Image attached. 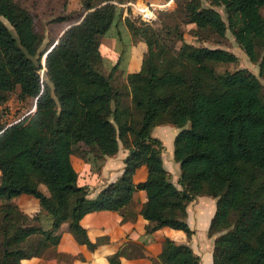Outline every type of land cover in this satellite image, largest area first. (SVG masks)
Returning a JSON list of instances; mask_svg holds the SVG:
<instances>
[{"label": "trees", "instance_id": "1", "mask_svg": "<svg viewBox=\"0 0 264 264\" xmlns=\"http://www.w3.org/2000/svg\"><path fill=\"white\" fill-rule=\"evenodd\" d=\"M82 5L88 9L82 19L64 29L42 64L55 41L40 50L42 39L31 12L17 0H0V102L16 89L20 98L34 100L33 111L20 120L4 126L0 118V264L41 255L59 242L64 222L78 242L96 247L81 217L93 210L123 208L137 189L146 195L141 208L146 231L167 226L183 231L187 240L194 232L187 222L188 203L200 195L214 197L207 230L214 236L212 264H264L260 78L244 67L218 71L216 64L234 62L236 54L187 42L179 24L173 30L181 42L171 52L159 44V32L151 28L149 38L144 24H135L131 6L110 0H83ZM263 10L264 0H209L208 5L184 0L180 23L219 36L229 29L249 59L259 61L264 76ZM111 35L118 38L119 54L104 73L101 39ZM139 40L147 46L141 66L126 72L129 46ZM123 73L125 80L115 84V75ZM167 123L178 128L173 140L178 186L163 164L165 146L151 132ZM120 144L128 150L121 175L89 197L71 160L75 146H86L81 155L97 171ZM141 165L147 177L134 182ZM22 193L38 199L40 209L34 215L18 216L19 206L11 199ZM120 255L121 250L112 253L107 264H121ZM200 261L187 241L166 237L151 264Z\"/></svg>", "mask_w": 264, "mask_h": 264}, {"label": "crops", "instance_id": "2", "mask_svg": "<svg viewBox=\"0 0 264 264\" xmlns=\"http://www.w3.org/2000/svg\"><path fill=\"white\" fill-rule=\"evenodd\" d=\"M81 0V19L88 10L82 5ZM94 4H100L104 0H90ZM125 8L132 5H138L144 0H110ZM155 4L166 6L164 9L170 10L175 5L174 0H148ZM157 11L159 14L160 10ZM133 11L135 9L133 8ZM136 13V12H135ZM123 14H127L124 10ZM158 18V15H157ZM156 18V19H157ZM155 20V19H154ZM71 25V24H70ZM68 25V26H70ZM66 28V27H65ZM64 28V29H65ZM63 29V30H64ZM107 39L109 42H107ZM102 46L106 44L107 49H112L115 56L118 54V38L103 36ZM105 42V43H104ZM108 44V45H107ZM128 50L127 65L125 71H136L141 66L142 56L147 50L146 43L143 40L131 44ZM129 46V47H130ZM113 47V48H112ZM102 50V49H101ZM102 55L104 52L102 51ZM129 59V61H128ZM178 128L170 123L157 124L152 128V134L161 139L165 148L162 152L163 164L168 171H175L178 176V163L173 159V140ZM86 146H81V149ZM128 150L122 144L114 155H107L103 160L100 169L94 171L89 162L81 157V178L78 176V182L81 185L88 186L89 197H95L98 192L108 183L115 181L122 173L124 162ZM71 160L73 163L72 155ZM74 165V163H73ZM75 167V165H74ZM77 172L78 169L75 167ZM147 177V168L145 165L139 166L133 174L134 182H139ZM177 185V178L172 180ZM40 189L48 194L46 186L41 183ZM146 199L144 190L137 189L133 192L131 201L121 209H101L85 213L80 223L85 228L87 236L98 244L94 248H89L86 244L80 243L67 228V223H62L60 227V239L55 245L48 246L41 255L22 258L20 264H107L109 256L121 250V264H151L161 251L163 241L166 237L172 238L177 242H188L192 247L191 240H203L210 219L214 212L209 211L208 207L215 211V198L207 195L198 196L194 206V214L187 208V222L193 229L189 239L181 230L170 227H161L152 232L146 231L148 220L141 214V208ZM19 206L18 216L24 213L34 215L40 209L37 198L30 194L22 193L11 199ZM24 223L37 224V220H24ZM202 233V234H201ZM208 248V247H207ZM205 249L206 253L201 256L200 264H212V251ZM195 250V248L193 247ZM196 251V250H195Z\"/></svg>", "mask_w": 264, "mask_h": 264}, {"label": "rangeland", "instance_id": "3", "mask_svg": "<svg viewBox=\"0 0 264 264\" xmlns=\"http://www.w3.org/2000/svg\"><path fill=\"white\" fill-rule=\"evenodd\" d=\"M21 5L25 6L33 17L34 28L37 33L40 35L42 42L40 45V50L44 49L49 45V43L57 40L60 34L63 32V29L68 27V25L77 23L81 20V0H17ZM175 5L170 10H160L158 18L155 20L146 21L138 14L129 13L135 22L136 25H142L147 29L149 38H151L150 30L151 28L158 32L160 35H156L159 41V44L170 49L171 52H175L176 48L180 45L181 39L177 38L173 30L174 26L180 25L183 30L184 39L196 45H205L209 47H222L234 52L237 56V60L234 62L227 63H218L216 64V69L218 71L224 70H234L239 67H244L250 70L252 73L257 75L262 83L264 84V76L260 73V68L258 60L252 61L249 59L244 50L237 44L232 33L227 29L226 33L223 36L217 35L210 29H199L193 23H180L182 15L179 9L182 7L184 0H174ZM205 5L209 4V0H202ZM175 9H177L175 11ZM217 9L220 10L223 16L224 12L221 6H217ZM171 12V14H170ZM264 12V10H263ZM170 14V15H169ZM125 15V14H124ZM127 15V14H126ZM63 16V20H57L56 18ZM65 28V29H66ZM170 28V33H166V30ZM132 39L129 38V42ZM107 42L109 40L107 39ZM105 43V42H104ZM137 43V42H136ZM108 45V44H107ZM158 44H155L154 48L158 49ZM132 46L129 47V51ZM105 45L101 46V51L104 52L103 55V66L101 69L104 73H108L112 65L115 63L117 56L113 53L112 49H107ZM261 48L257 47V51L261 52ZM115 51V50H114ZM44 54L41 58V63H44ZM129 61V59H128ZM127 65V63H126ZM125 65V67H126ZM122 68L120 67V70ZM44 66L40 69V73L44 78ZM114 83L119 84L125 80L124 73L115 75ZM129 101V96L126 97V100ZM34 109V100L32 98L22 99L18 96V89L13 90L8 93V98L4 102H0V118L6 126V124H11L28 115ZM165 148V147H164ZM81 145L75 146V149L72 153V159L75 167L78 169V176L81 178ZM171 180L178 178L175 171H168ZM177 182V181H175ZM178 186V183H177ZM201 196V195H200ZM209 196V195H207ZM212 197V196H211ZM196 196L193 200L188 203L187 208H189L190 213L193 215L194 206L196 204ZM214 212L208 207V212ZM188 214V212H187ZM214 214V213H213ZM208 230V228H207ZM205 232L202 239L207 240L206 244L201 243L199 240L192 239L191 244L195 248V252L200 256V253L205 254L206 248L212 251L214 236H209L208 232ZM189 241V240H188ZM192 247V246H191ZM192 247V248H193ZM201 259V256H200ZM201 262V261H200Z\"/></svg>", "mask_w": 264, "mask_h": 264}, {"label": "built area", "instance_id": "4", "mask_svg": "<svg viewBox=\"0 0 264 264\" xmlns=\"http://www.w3.org/2000/svg\"><path fill=\"white\" fill-rule=\"evenodd\" d=\"M132 13L136 12V14H138V16H140L141 18H143L146 21H150V20H154L157 18V11L159 9H164L166 6L162 5V4H155L151 1L148 0H144L141 3H139L138 5H132ZM133 8L135 9V11L133 12ZM6 126H8V124H6Z\"/></svg>", "mask_w": 264, "mask_h": 264}, {"label": "water", "instance_id": "5", "mask_svg": "<svg viewBox=\"0 0 264 264\" xmlns=\"http://www.w3.org/2000/svg\"><path fill=\"white\" fill-rule=\"evenodd\" d=\"M64 31V30H63ZM57 41V40H56ZM56 41L45 51L43 59L45 60L47 52L53 47V45L56 43Z\"/></svg>", "mask_w": 264, "mask_h": 264}]
</instances>
